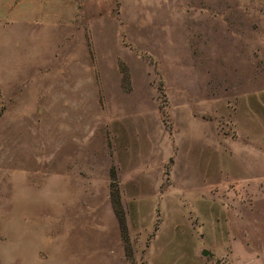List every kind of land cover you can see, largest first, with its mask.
Wrapping results in <instances>:
<instances>
[{"label":"rangeland","instance_id":"rangeland-1","mask_svg":"<svg viewBox=\"0 0 264 264\" xmlns=\"http://www.w3.org/2000/svg\"><path fill=\"white\" fill-rule=\"evenodd\" d=\"M32 236L64 264H264V0H0V264Z\"/></svg>","mask_w":264,"mask_h":264},{"label":"crops","instance_id":"crops-1","mask_svg":"<svg viewBox=\"0 0 264 264\" xmlns=\"http://www.w3.org/2000/svg\"><path fill=\"white\" fill-rule=\"evenodd\" d=\"M24 251V260L25 264H64V262L60 259V253L58 251V247L55 251L50 252L53 255L52 259L49 260L46 257H43L42 251L46 249L42 246L40 242L36 240L35 237H31V241L29 244H25ZM68 264H73L75 262L74 257H70L67 260Z\"/></svg>","mask_w":264,"mask_h":264},{"label":"trees","instance_id":"trees-1","mask_svg":"<svg viewBox=\"0 0 264 264\" xmlns=\"http://www.w3.org/2000/svg\"><path fill=\"white\" fill-rule=\"evenodd\" d=\"M110 178H111V203H112V207H113V211L115 214V217L117 219L118 222V226L120 228L121 234L123 236V241L126 243V232H127V228H126V223H125V217H124V211L122 209V206L120 204V199H119V193L117 190V184H116V178H115V173L113 170H111L110 172ZM128 250V247L126 248ZM126 251V250H125ZM128 255V254H127Z\"/></svg>","mask_w":264,"mask_h":264},{"label":"water","instance_id":"water-1","mask_svg":"<svg viewBox=\"0 0 264 264\" xmlns=\"http://www.w3.org/2000/svg\"><path fill=\"white\" fill-rule=\"evenodd\" d=\"M202 255H203V256H207V255H208V252L204 250V251L202 252Z\"/></svg>","mask_w":264,"mask_h":264}]
</instances>
